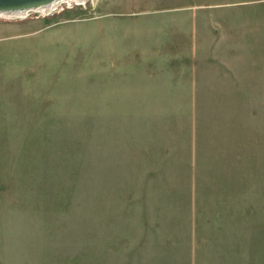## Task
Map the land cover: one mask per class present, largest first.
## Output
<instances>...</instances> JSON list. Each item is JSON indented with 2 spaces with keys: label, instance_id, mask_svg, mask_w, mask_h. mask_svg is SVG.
I'll return each mask as SVG.
<instances>
[{
  "label": "rangeland",
  "instance_id": "obj_1",
  "mask_svg": "<svg viewBox=\"0 0 264 264\" xmlns=\"http://www.w3.org/2000/svg\"><path fill=\"white\" fill-rule=\"evenodd\" d=\"M191 38L205 60L212 55L214 70L226 71L223 60L233 65L231 90L201 91L206 102L198 110L201 118L210 112L223 118L217 134L208 126L198 133V150L211 158L219 145L221 181L233 193L230 216L221 219L224 208L217 214V234L206 222L182 259L179 242L164 245L169 206L148 205L157 210L149 220L153 234L136 216L141 206L125 200L164 185L176 166L168 163L167 145L156 157L167 174L151 186L146 175L128 174L136 163L127 147L140 145L132 132L159 126L163 146L182 118L170 116L165 124L150 116L155 110L103 109V100L134 104L133 93L119 96L125 88L118 80L135 42L149 54L180 56ZM151 40L162 49L151 50ZM113 55L120 60L111 66ZM216 136L218 145L211 142ZM172 150L176 159L178 148ZM200 174L207 181L202 167ZM144 258L264 264V0H85L49 13L0 16V264H141Z\"/></svg>",
  "mask_w": 264,
  "mask_h": 264
},
{
  "label": "crops",
  "instance_id": "obj_2",
  "mask_svg": "<svg viewBox=\"0 0 264 264\" xmlns=\"http://www.w3.org/2000/svg\"><path fill=\"white\" fill-rule=\"evenodd\" d=\"M189 28L192 29V25ZM151 41H155L151 50L162 49V47L158 48V44L162 46L159 40ZM169 41H172L169 43L173 45V49L176 44H179L175 38ZM216 43H219V41L216 40ZM233 44L236 43L232 41L229 45ZM140 45L141 43L135 42V53L126 55V57L130 58H125V63L122 65L125 68V74L122 78L119 76L118 80L119 85L123 83L125 88V91H122L119 96L125 95L126 98L129 92L133 93L135 99L129 100V102L134 104H123L120 107H113L111 104L112 100L109 101L105 97L103 101L104 103L107 102L108 105H104L103 109L135 108L137 110H155L153 113L151 111L150 116L156 115L165 124L169 123L170 116L182 118V126H179L178 133L171 134L169 131L170 136L165 138L164 141L170 138L167 142H163V146L159 144L162 141L160 136L163 132L159 126H157V132H132L133 141L136 139L140 145L139 147H127L128 150H131L136 155H133V163L136 164H134L133 169H129L128 174L135 173L139 179L146 175V179L150 178L149 184L151 186L156 175L167 174L168 170L162 172L165 170H163L161 163L158 167L156 166L157 155H159L161 149L166 152L168 150L167 145L170 147L169 152L166 154L168 163L171 162L176 166L172 168L171 165L169 176L167 174L163 181L164 185L156 182L155 187L151 188L147 196L145 195L147 191H144V193L137 191V193L132 192L130 198L125 200L130 204L141 206L137 209V213L135 212L136 216L141 217V220L145 223L143 225L146 231L149 230L153 234H155L157 229L156 224L150 223L149 220L152 218L151 215L156 214L157 210L156 208L148 207V205L167 204L169 206L167 208L169 224L166 225V229L162 233L163 235L168 231L166 236L169 239L165 238L166 242L164 245L173 248L176 244L175 242H179L183 247L181 254L183 259L186 250L188 248L189 250L191 249V240L193 239L195 243L198 242L199 233L203 231L206 222H211L212 233L216 235L217 231L215 230L220 226L219 222L216 223L217 225L215 224L217 214L222 208L226 211L223 215V211H221V219H227L231 214V211L227 210L226 205H229L230 195H232L233 191L221 181L220 166L223 158L218 156V137L216 136L211 140L212 143L218 145L217 148L215 147L214 155L211 158L201 157L198 150V133L203 132V127L208 126L206 128L208 133L214 134L215 131V134H217V130H219L217 125L219 121L223 124V118L217 121L216 112L210 116L208 114L211 112L204 114L201 118L198 110L200 103L205 104L206 102L201 91H205L206 88H214V90H210H222L223 92H227L228 89L231 90L228 82L233 80L234 76L229 68H232L233 65L223 60L224 64H221V68L226 65V71L214 70L215 66L211 65L215 62L214 59L212 60V55H209L205 60L203 54H201L200 46L199 49L196 47V45H199V41L196 43L192 38L189 42L182 43L185 53L180 56L176 53L153 52L149 54L148 52H143L144 49ZM138 46L139 49H137ZM117 57L120 60L119 55L107 58L111 66H113L114 61H117ZM118 65L120 66V63L116 66ZM129 68L135 72L129 73ZM125 102H128V100ZM135 116L143 117L144 115L140 116V114H137ZM121 141H123V138H121ZM136 141L135 143H137ZM126 143L127 140L123 146ZM174 147L178 148L176 159L173 158L175 152L172 149ZM201 167L209 175L207 176V181L200 174ZM166 195L167 201H164V196ZM176 195L177 203L173 199ZM142 204L147 205V207H143ZM150 210H152L153 214H151ZM158 210H162V208L159 207ZM175 229L178 235H172V232H176ZM163 254L164 256L161 259L166 258L168 255L165 252ZM152 255L155 257L154 254ZM147 262H149L148 258H144L140 263L148 264ZM153 262L156 261L154 260Z\"/></svg>",
  "mask_w": 264,
  "mask_h": 264
},
{
  "label": "water",
  "instance_id": "obj_3",
  "mask_svg": "<svg viewBox=\"0 0 264 264\" xmlns=\"http://www.w3.org/2000/svg\"><path fill=\"white\" fill-rule=\"evenodd\" d=\"M56 0H0V12H14L38 8Z\"/></svg>",
  "mask_w": 264,
  "mask_h": 264
},
{
  "label": "bare ground",
  "instance_id": "obj_4",
  "mask_svg": "<svg viewBox=\"0 0 264 264\" xmlns=\"http://www.w3.org/2000/svg\"><path fill=\"white\" fill-rule=\"evenodd\" d=\"M77 2L82 3L85 0H56L53 3L45 4L44 6H40L38 8L30 9V11L23 10V11H14V12H0V16L3 17H25L29 15L30 12H42V13H49L50 11H54L56 8L60 7L63 2Z\"/></svg>",
  "mask_w": 264,
  "mask_h": 264
}]
</instances>
